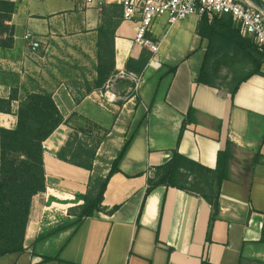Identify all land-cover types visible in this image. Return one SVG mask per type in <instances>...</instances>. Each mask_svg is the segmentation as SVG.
I'll return each mask as SVG.
<instances>
[{"label":"crops","instance_id":"crops-1","mask_svg":"<svg viewBox=\"0 0 264 264\" xmlns=\"http://www.w3.org/2000/svg\"><path fill=\"white\" fill-rule=\"evenodd\" d=\"M10 1L16 11L4 24L13 26L14 34L10 47H0V76L9 78L0 80V98L13 90L17 99L10 113L1 112L0 127H15L20 100L42 91L52 94L68 122L42 144L45 191L31 202L26 250L0 256V264H264V62L263 74L243 79L253 68L250 60L218 52L217 46L210 51L198 33L197 17L169 25L159 16L147 34L159 49L140 74L139 85L131 90L119 81L116 98L109 101L105 94L113 78L134 75L125 72L126 60L146 49L134 43L135 23L120 20L114 33L117 74L103 90L85 89L78 97L76 81L86 80V87H92L97 75L102 12L81 0H67L48 13L33 0ZM26 32L40 43L38 49L24 40ZM206 55L212 86L197 81ZM228 70L230 83L224 87L219 78ZM77 121L105 130L92 170L56 156ZM79 136L89 142L81 132ZM126 141L102 209L76 223L83 203L78 196L92 179L107 176ZM228 143V177L211 223L212 207L200 196L163 185L145 195L155 167L174 150L213 169ZM58 213L64 222L60 226L49 216Z\"/></svg>","mask_w":264,"mask_h":264},{"label":"trees","instance_id":"trees-1","mask_svg":"<svg viewBox=\"0 0 264 264\" xmlns=\"http://www.w3.org/2000/svg\"><path fill=\"white\" fill-rule=\"evenodd\" d=\"M15 11V3L10 0H0V34H6V38L0 39L2 48L12 45L14 28L4 24V21L10 20ZM101 17V24L97 28V75L92 87H86L87 92L93 89L103 90L106 82L117 74L114 33L120 23L121 7L118 4H111L103 10ZM197 29L199 35L208 40L210 51L217 46L218 52L241 54L250 60L253 68L243 79L253 74H263L260 66L264 62V52H260L248 38L240 36L230 16H215L211 20L203 16L199 20ZM151 57L152 53L144 49L137 59L128 58L125 72L140 75ZM208 59L206 55L197 81L212 86L213 75L207 65ZM171 69L175 70L176 66ZM240 81L242 80L230 90L231 97ZM16 99V91L13 90L8 98H0V112L10 113L12 101ZM189 115L190 113L188 117ZM16 118L15 127H0V256L26 250L24 239L31 202L34 196L45 191L42 144L58 126L68 122V119H64L59 112L52 94L46 91L28 93L20 100ZM185 125L184 121L181 132ZM79 132L82 133L83 130L73 128L65 144L56 152V156L65 162L92 170L96 151L103 136L95 138L92 136L93 131L89 129L87 135L83 132L89 139V142H86L84 136H79ZM128 145L129 141H126L107 176L92 179L86 193L78 196L83 203L79 206L76 223L102 209L107 182L116 172L117 164ZM230 159L229 143L225 150L218 152L216 167L213 169L174 150L167 162L155 167L154 175L147 180L145 195L156 186L163 185L200 196L212 207L211 223L218 212L220 188L228 177ZM203 264L208 262L204 261Z\"/></svg>","mask_w":264,"mask_h":264},{"label":"built area","instance_id":"built-area-1","mask_svg":"<svg viewBox=\"0 0 264 264\" xmlns=\"http://www.w3.org/2000/svg\"><path fill=\"white\" fill-rule=\"evenodd\" d=\"M86 7H92L103 12L109 4H118L121 7V21L134 22V43L145 47L151 53H156L159 44L152 41L147 34L150 32L153 20L159 16H165L167 23L173 25L176 22L195 16L199 20L206 16L208 20L217 16H230L234 28L240 36L248 38L260 52H264V12L250 3L248 0H81ZM32 50L40 47L37 40H33L32 34L26 32L23 36ZM128 74V73H127ZM122 76L125 73L122 72ZM135 86L141 81L140 75L128 74ZM111 87V88H110ZM109 87L110 93H106L107 100L116 98L113 84ZM1 116V112H0Z\"/></svg>","mask_w":264,"mask_h":264},{"label":"rangeland","instance_id":"rangeland-1","mask_svg":"<svg viewBox=\"0 0 264 264\" xmlns=\"http://www.w3.org/2000/svg\"><path fill=\"white\" fill-rule=\"evenodd\" d=\"M33 1L37 6H40L38 8L39 10H42V11H45L46 13H48L52 9H57V8L62 7L66 3L67 0H33ZM229 76H230L229 70H228L227 74H226V72H224L223 76L219 78V83L224 87L229 85L230 81H227ZM8 79L9 78L6 75L2 74V76H0V80H2V81H7ZM119 81L124 82V84L126 86L132 87L131 90H135V88H134L135 83H134L133 79L128 75L127 77H124L122 79L113 78V81H112L113 91H111V92H115L114 89H116ZM86 85H87L86 80L85 81L84 80L76 81V84L73 86V90L75 91L74 92L75 95L79 97L82 93H84V90L86 89ZM74 128L78 129V130H83V132L86 133V135H87V130L90 129L93 131V135L95 138L103 136L105 133L104 129H101L98 127H91L88 124L83 123V122L80 123L79 121H77L76 124L74 123ZM83 132H82V135L84 134ZM104 166L105 165L103 164V168H100L101 171H102V169H104ZM55 206H56L55 209L60 208V205H55ZM49 216H50L51 221L55 222L54 223L55 225L60 226L64 223V222H62L63 219H61L60 213H58L56 215H49Z\"/></svg>","mask_w":264,"mask_h":264},{"label":"water","instance_id":"water-1","mask_svg":"<svg viewBox=\"0 0 264 264\" xmlns=\"http://www.w3.org/2000/svg\"><path fill=\"white\" fill-rule=\"evenodd\" d=\"M248 1L264 12V0H248Z\"/></svg>","mask_w":264,"mask_h":264}]
</instances>
